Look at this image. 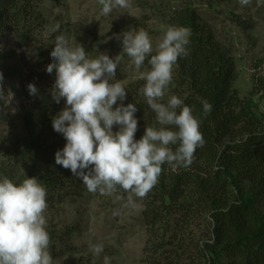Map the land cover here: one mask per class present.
I'll use <instances>...</instances> for the list:
<instances>
[{
  "label": "trees",
  "instance_id": "obj_1",
  "mask_svg": "<svg viewBox=\"0 0 264 264\" xmlns=\"http://www.w3.org/2000/svg\"><path fill=\"white\" fill-rule=\"evenodd\" d=\"M47 23L36 0H0V42L11 35L17 38L16 48L6 52V56L0 49V72L4 77L0 108L13 74L4 59L11 52L16 56L27 42L36 41L39 30L46 29ZM170 25L189 29L191 39L189 55L179 59L174 67L173 82L163 102L169 95H176L193 109L201 120L205 145L196 150L194 162L188 168L173 172L164 165L157 185L145 199L143 217L150 234L144 262L264 264V113L252 96L258 89L243 95L235 87L237 67L230 47L192 5L176 10ZM42 51L41 48L38 52L44 56ZM44 57L49 60L48 54ZM142 69H150L147 60ZM144 83L135 81L132 86L140 90ZM138 95L136 138L140 139L147 126L159 125L141 92ZM202 100L212 105L210 113H204ZM58 110L32 113L26 119L24 133L10 130V145L8 136L0 132V177L16 182L36 177L47 189L48 209L64 199L77 180L70 170L46 160L51 153L45 143L51 135H58L52 127ZM63 138L61 135L60 139ZM202 212L208 215L211 230L189 248L181 234L191 219ZM178 225L182 231L168 236ZM49 233L50 241L56 244L57 231ZM65 233L60 236L69 239L71 231ZM170 246L177 248L169 257L171 262H162L163 253ZM181 257L186 261L178 262Z\"/></svg>",
  "mask_w": 264,
  "mask_h": 264
},
{
  "label": "clouds",
  "instance_id": "obj_2",
  "mask_svg": "<svg viewBox=\"0 0 264 264\" xmlns=\"http://www.w3.org/2000/svg\"><path fill=\"white\" fill-rule=\"evenodd\" d=\"M102 16L127 9L131 0H98ZM241 7L252 0H238ZM257 6L264 0H256ZM58 26L53 29L57 31ZM122 37V53L130 58L140 79V89L148 107L155 113L159 127L145 128L140 139L137 103L125 104L127 88L116 79L121 56L100 54L91 58L85 48L64 35L56 37L50 53L53 62L46 72L55 71L51 96L64 108L52 119L55 132L66 144L55 153V164L71 171L87 191L111 195L118 188L128 192V204L145 198L157 185L163 166L171 171L188 168L198 148L205 140L200 131L201 120L180 97L169 95L173 70L178 60L189 55L191 32L185 27H169L153 47L149 34L143 30H128ZM155 53V54H153ZM149 70L140 71L145 67ZM0 72V93L3 89ZM30 95H37L34 83L28 84ZM3 101V97H0ZM204 113L212 105L201 101ZM114 128L116 129L114 131ZM47 189L36 177L22 182L0 177V264H53L50 236L45 216ZM89 251L98 256L104 251L100 242L89 243ZM104 264L111 258L104 257Z\"/></svg>",
  "mask_w": 264,
  "mask_h": 264
},
{
  "label": "rangeland",
  "instance_id": "obj_3",
  "mask_svg": "<svg viewBox=\"0 0 264 264\" xmlns=\"http://www.w3.org/2000/svg\"><path fill=\"white\" fill-rule=\"evenodd\" d=\"M36 3L48 21L47 28L40 29L37 40L27 42L17 50L16 56L11 52L4 59L7 67L13 71L7 82L5 101L0 108V132L8 136L9 145L12 140L10 130L24 133L26 119L32 113H41L45 109L55 111V108L59 109V113L65 106L63 100L56 104L50 94L55 71L52 74L46 72L47 66L53 62L50 53L57 36L64 35L74 46L81 44L91 58L100 54L112 58L120 55L116 79L127 88L124 103H137L140 90L132 85L142 80L140 72L122 53V37L117 39V36L131 29L143 30L149 34L155 49L171 27L170 19L174 12L187 4L196 9L220 40L227 42L237 67L235 87L243 95H251L257 88L252 96L260 112L264 113V5L257 6L256 0L244 7L238 0H131L129 8L115 10L107 17L100 14L98 0H36ZM57 26L58 30L53 31ZM16 39L14 35L4 38L0 42L1 53L6 56V52L13 51ZM41 48L44 49L41 53H45L44 56L48 54L49 60H44L45 57L38 52ZM30 83L37 86L38 94L35 96L29 94ZM60 138L61 134L51 135L45 143L51 153L47 161L54 163L53 151L56 153L65 146V139ZM129 195L119 188L111 195L90 193L77 178L67 190L65 198L45 212L48 233L53 229L57 231V242L53 244L50 241L49 249L53 264H104L105 256L111 258V264H147L144 262L147 257L144 248L150 231L143 212L148 195L143 199L133 197L138 205L136 208L128 204ZM209 220L208 215L202 212L185 226L181 235L189 248L194 241L208 235L211 230ZM179 227L170 230L168 236L175 235L176 231L181 232L182 227ZM69 230L72 233L69 239L60 236ZM90 242L103 243L104 251L94 256L89 251ZM175 250L177 248L170 246L168 252L163 253L162 262H171L172 258L169 257L173 256ZM194 253L195 249H192L191 254ZM180 260L186 261L182 257L178 262Z\"/></svg>",
  "mask_w": 264,
  "mask_h": 264
}]
</instances>
